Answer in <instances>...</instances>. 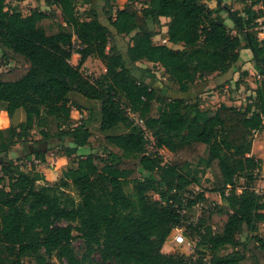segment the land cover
Wrapping results in <instances>:
<instances>
[{"label":"trees","instance_id":"16d2710c","mask_svg":"<svg viewBox=\"0 0 264 264\" xmlns=\"http://www.w3.org/2000/svg\"><path fill=\"white\" fill-rule=\"evenodd\" d=\"M216 1L211 9L204 0H127L114 17L108 13L113 26L134 34L125 59L110 46V29L96 10L82 19L79 0H44L60 10L61 22L54 12L25 17L19 7L0 0V47L16 63L0 72V109L12 118L24 114L17 125L0 130V264H264L239 250L245 246L239 237L248 231L264 254V237L258 234L264 194L254 188L262 181L263 162L252 155L254 135L264 128V38L256 30L264 0H249L243 15ZM162 18L169 19L168 42L182 49L154 43ZM244 49L252 52L261 76L252 103L222 104L210 113L200 97L185 98L214 74L233 69L248 76L237 67ZM74 54L80 56L77 65L71 63ZM92 57L106 67L97 78L81 71ZM142 61L161 66L179 98L159 95L129 71L128 64ZM72 94L99 105L102 131L124 125L129 132L92 143L94 111L73 101ZM73 110H86L88 116L76 122ZM147 132L157 149L172 154L170 162L147 151ZM29 143L35 147L25 158L32 162L29 171L17 161L5 162L12 149ZM51 145L72 166L58 183L42 185L45 176L34 161L45 164ZM87 147L90 154L78 155ZM206 173L222 202L189 226L198 238L197 258L163 253L174 230L183 226V210L205 199L188 192ZM240 179L245 180L241 186ZM75 239L84 244L81 257Z\"/></svg>","mask_w":264,"mask_h":264},{"label":"rangeland","instance_id":"374dc122","mask_svg":"<svg viewBox=\"0 0 264 264\" xmlns=\"http://www.w3.org/2000/svg\"><path fill=\"white\" fill-rule=\"evenodd\" d=\"M9 8H13L15 6L19 7L23 16H29L32 12H54L56 15V19L61 22V12L56 7H47L45 5L44 0H6ZM207 5L213 9L217 7L216 0H204ZM127 3V0H110L109 4L107 0H79L78 10L81 14L82 19H88L87 13L90 10H96L99 15L100 21L106 25L111 32L110 35V46L114 47L118 52H120L125 59H127V51L129 47L133 44L134 34H127L124 26H113L109 22L108 13L111 11V15L114 17L115 13L123 9L124 5ZM251 2L249 0H222V6L229 7L232 11H238L242 15L244 14V9L246 6L250 5ZM111 7V8H110ZM260 6H256L255 10H259ZM223 17H226V25L230 30L231 35L235 36L237 31L234 27V24L231 20L227 19V13H222ZM162 27L158 31V35L154 38V43L158 45H167L174 49H182V46H176L168 42L167 32H168V22L169 19L162 18ZM258 27L256 30L258 31V38L260 40L263 39L264 32V18L258 19ZM75 47H77L78 42L74 40ZM251 51L244 49L241 51V62L237 64V67L242 69V71H247L248 76H241V72H235L233 69L230 70L227 74L218 75L214 74L212 76L207 77L206 82L199 83L194 91L187 93L185 98L187 99H198L201 98L202 108L208 110L210 113H214L220 105L225 104L227 106H233L237 108H245L247 105L252 103L253 99L256 96V88L261 80V76L254 69L252 63V55ZM11 53H6L0 47V72L7 71L16 66L14 61L10 59ZM80 56L74 54L72 57L71 63L73 65H77L79 62ZM129 71L138 79L145 81L147 84L151 85V87L155 88L159 95H163L167 99L179 98L178 93H176L175 86L169 81V78L164 72V69L159 65H153L151 63L142 61L137 64H128ZM83 74L90 78H97L103 75L106 72L105 65L96 58H89L85 65L81 68ZM239 82L240 86L237 85ZM78 103L86 107V109H93L94 118H98L100 107L96 102H87L84 100H79ZM129 115L135 117L130 110H128ZM135 115V116H134ZM88 116V112L83 110V112L79 110H73L72 118L78 122L83 120ZM137 117V116H136ZM135 117V118H136ZM138 118V117H137ZM21 121L19 115H15V117H11L5 111L0 109V130L6 129L10 127L11 123L17 125ZM95 128L91 127L93 131V137L91 138V142L93 143L96 136L99 134L98 124H95ZM94 128V129H93ZM124 128V127H122ZM125 130V129H124ZM127 130V128H126ZM33 138L39 139V133L37 130L33 131ZM146 138L148 139L147 143V151L148 152H157L160 156L163 157L164 164L168 163L172 159V154L166 149H157L156 141L151 133H146ZM70 142H65V144H69ZM34 145L33 143H29L27 145H18L5 156V162L9 159L13 161H17L22 165V168L26 171L31 169L32 162L27 161L25 158L32 154V149L30 146ZM52 147L47 154V162L45 164H40L38 161H34V165L36 166L37 171L41 172L45 179L40 184H50L54 185L60 181L62 178L63 172L72 166L71 161L65 157L61 156L63 151L57 149H53ZM48 148V147H47ZM46 149V148H43ZM92 151L89 147L80 148L78 155H88ZM99 152V151H98ZM252 155L255 158L260 159L263 162V180L258 182L254 188L257 190H262L263 181H264V128L261 132H257L254 135V144ZM22 160V161H20ZM3 159L0 158V162ZM245 182L244 179H240L238 185H243ZM213 184L210 173H206L201 179L200 186H192L189 188L188 195L189 197H195L198 194L202 193L205 195V199L203 201H199L192 208H185L182 212L185 215V220L183 226L180 229L174 230L168 241L165 243L163 247V253L165 254H175L178 256L184 257H194L197 258V248L196 244L198 238L193 236L190 224H198L200 220L206 218L209 209L213 204L221 203V197L217 193L212 192ZM72 195H75L74 191H70ZM157 198V196H155ZM185 236L186 243L184 245L177 246L174 244L173 238L179 234ZM260 236H264V224L259 226ZM190 236V237H188ZM252 234L246 231L239 238L242 243L245 244L244 247L239 250H244L248 256L254 255L256 256L260 262L264 263V254L258 249L257 244L252 239ZM74 247L78 253V256H82L85 252V247L83 242L80 239L74 240ZM232 252V249L229 248L223 252L224 255ZM95 262H99V257L97 255L94 256ZM206 261H209V257L206 258ZM26 264H35L32 262H27ZM102 264V263H101Z\"/></svg>","mask_w":264,"mask_h":264},{"label":"crops","instance_id":"0c3cea01","mask_svg":"<svg viewBox=\"0 0 264 264\" xmlns=\"http://www.w3.org/2000/svg\"><path fill=\"white\" fill-rule=\"evenodd\" d=\"M250 51V50H249ZM252 53V52H251ZM252 55V58H253V54H251ZM252 58H249V59H252ZM71 99L73 100V101H76L77 103H78V101L79 100H84V101H87V102H91V101H88V100H86L85 98H83L82 96H80V95H78V94H72L71 95ZM79 104V103H78ZM80 105V104H79ZM81 106H83V105H81ZM83 107H85V106H83ZM86 108V107H85ZM15 115H19L20 116V119L21 120H23V118H24V114H23V112L22 111H18ZM15 115L13 116V117H15ZM100 119H101V117H100V115H98V118L96 119L95 118V121L93 122V123H91L90 125H89V128H90V130H91V132H92V135H93V131L94 130H92V128L91 127H96L95 126V124L97 125L98 124V130H99V134L96 136V137H99V136H111V135H119V134H125V133H128L129 132V130L127 129L126 130V127L124 126V125H118V126H116V127H114V128H112V129H110V130H108V131H102L101 130V127H100ZM122 127H124V128H122ZM93 128V129H94ZM125 129V130H124ZM54 147V146H53ZM33 148V149H32ZM44 147H43V145H41L40 147H39V149H41V150H46V149H43ZM52 148V147H51ZM30 149H32V151H34V149H35V147L34 146H30ZM78 153H79V150H78ZM263 188H264V185H263Z\"/></svg>","mask_w":264,"mask_h":264},{"label":"built area","instance_id":"2783aa9c","mask_svg":"<svg viewBox=\"0 0 264 264\" xmlns=\"http://www.w3.org/2000/svg\"><path fill=\"white\" fill-rule=\"evenodd\" d=\"M263 34V38H264V33ZM135 116V115H134ZM132 119H135L136 122L139 124V125H142V122L136 117H133L132 115L130 116ZM262 180H263V175H262ZM263 185H264V181H263ZM256 192L259 193V194H264V188H262V190H257L256 189ZM264 237V236H263ZM173 241H174V244L177 245V246H180V245H184L186 243V239H185V236L182 234H179L177 236H175L173 238Z\"/></svg>","mask_w":264,"mask_h":264}]
</instances>
